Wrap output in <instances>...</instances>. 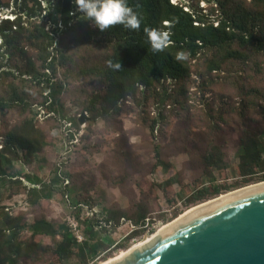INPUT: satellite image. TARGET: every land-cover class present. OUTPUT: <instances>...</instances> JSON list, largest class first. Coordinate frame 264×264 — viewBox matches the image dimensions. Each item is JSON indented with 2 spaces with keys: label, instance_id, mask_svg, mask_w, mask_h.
<instances>
[{
  "label": "trees",
  "instance_id": "16d2710c",
  "mask_svg": "<svg viewBox=\"0 0 264 264\" xmlns=\"http://www.w3.org/2000/svg\"><path fill=\"white\" fill-rule=\"evenodd\" d=\"M13 1L17 6V2H21L20 10H13V19H0V56L21 53V39L34 47L38 56L30 59L25 68L14 65L20 77L2 63L0 69H4L0 74L43 86L48 91L43 104L51 100L49 112L64 113V105L59 98L63 83H55L46 71L51 69L56 74V66L60 65L66 77L97 79L100 82L89 99L80 102L82 110L89 113L93 121L119 114L121 104L129 99L156 104L158 112L150 125L152 131L169 120L167 112L180 116L186 123L200 120L205 128L210 129L203 162L207 175H212L213 169L228 166L226 153L214 143V135L224 129L222 124L228 125L236 118L242 126L237 149L241 173L264 168V87L248 81L253 75L264 74V0H210L207 14L196 9L191 0L175 3L171 0H128L141 20L139 29L129 30L115 25L104 32L84 20L74 0ZM9 6L0 0V8ZM47 25L51 29H46ZM145 29L168 33L169 42L163 51L151 50ZM60 30L66 35L75 34L73 44L87 48L104 46L105 53L93 61L83 56L78 67L75 55L66 48L56 49V53L50 49L53 35ZM180 53L187 58L178 60L176 57ZM116 63H120L121 68L110 66ZM220 76L230 82L227 84L235 89L237 99L229 97L231 100H226L222 94L218 101L201 99L203 105L194 107L192 95L196 91L192 87H196L204 98L206 93L213 92ZM9 88L8 97L0 99L1 111L14 107H19L24 113L28 111L30 105L16 84L12 82ZM3 137L0 139V179L8 180L10 177V183L22 186L21 180L12 179L16 173H8L3 164L30 162L31 157L45 145V136L36 129L31 117L9 129ZM58 170L49 182L38 175L26 176L31 184L28 188L31 204L53 197L55 185L62 180ZM223 187L201 189L197 199L216 195ZM65 190L73 192L75 189L66 186ZM73 202L77 208L80 206L77 199ZM4 208L0 210V264H17L21 255L35 250L53 253L60 261L76 253L80 264H85V251L96 250L88 246V241L78 243L68 226L56 225L45 218L27 225L31 235L24 239L20 218L10 216ZM77 214L79 217L80 209ZM120 216L123 217L122 214ZM113 219L109 215L106 222L111 223ZM145 219L146 215L141 213L135 224L141 221L144 225ZM42 235L53 238L61 235L62 239L55 246L42 245L35 239Z\"/></svg>",
  "mask_w": 264,
  "mask_h": 264
},
{
  "label": "rangeland",
  "instance_id": "374dc122",
  "mask_svg": "<svg viewBox=\"0 0 264 264\" xmlns=\"http://www.w3.org/2000/svg\"><path fill=\"white\" fill-rule=\"evenodd\" d=\"M180 1L184 2L171 0L174 3ZM2 2L10 6L0 8V19H13L15 14L12 12L20 10L21 2H17L18 6L13 0ZM191 3L205 14L211 6L210 0H191ZM49 28L47 25L46 29ZM53 36L50 49L56 53V49L66 48L75 55L78 67L83 56L93 61L106 50L104 46L87 48L73 44L75 34L66 35L63 30ZM21 45V53L0 56V63L6 64L17 75L14 65L25 68L30 59L38 56L37 50L24 39H21ZM37 64L40 61L37 60ZM46 71L55 83H63L59 98L64 105V115L48 111L51 100L43 104V97L48 95L43 86L0 74V99L8 97L9 86L14 82L30 105L25 113L19 107L0 109V139H4L9 129L32 117L46 142L30 162L3 164L8 173H16L12 179L21 180L22 186L10 183V177L8 180L0 179V210L5 207L4 211L10 216L20 218L24 239L31 235L27 225L38 219L64 224L78 243L88 241V246L96 248L94 252L85 251V264H102L134 244L151 239L163 226L201 203L264 181V168L247 171V174H242L239 169L238 134L242 126L236 118L230 120L229 126L222 124L224 129L214 135V143L226 153L228 166L213 169L212 175H207L203 155L210 129L205 128L202 121L186 123L180 116L167 112L169 120L152 131L150 125L158 112L156 104L137 103L133 99L121 104L119 114L93 121L90 114L82 110L80 102L89 99L100 82L97 79L66 77L60 65L56 66V74L51 69ZM249 79V83L264 87V74L253 75ZM217 81L213 92L206 93L204 98L196 87H192L196 91L192 95L194 107L203 105L201 99L218 101L223 95L226 100H231L229 97L237 99L235 89L227 84L229 81L223 76ZM82 113H86L89 119L80 124ZM56 169H59L62 180L55 185L53 197L31 204L28 195L31 184L26 176L38 175L49 182L55 177ZM66 186L75 190L67 192ZM215 186L224 187L216 195L197 199L201 189L212 190ZM73 199L80 203L78 208L73 205ZM79 209L81 214L78 217ZM141 213L146 215L145 224L142 225L141 221L135 224ZM109 215L114 217L111 223L106 222ZM75 223H78L77 227ZM35 239L42 245L55 246L62 236L42 235ZM30 252L21 255L17 264H80L81 261L76 253L60 261L53 253Z\"/></svg>",
  "mask_w": 264,
  "mask_h": 264
},
{
  "label": "water",
  "instance_id": "95a60500",
  "mask_svg": "<svg viewBox=\"0 0 264 264\" xmlns=\"http://www.w3.org/2000/svg\"><path fill=\"white\" fill-rule=\"evenodd\" d=\"M102 264H264V183L189 210Z\"/></svg>",
  "mask_w": 264,
  "mask_h": 264
},
{
  "label": "clouds",
  "instance_id": "9594fccd",
  "mask_svg": "<svg viewBox=\"0 0 264 264\" xmlns=\"http://www.w3.org/2000/svg\"><path fill=\"white\" fill-rule=\"evenodd\" d=\"M74 3L84 20L89 21L101 32L108 31L115 25H122L129 30H138L140 27L141 20L129 6L128 0H74ZM145 33L153 52L163 51L169 42L167 32L145 29ZM176 58L183 60L187 57L184 53H180ZM110 66L115 69L121 68L120 63Z\"/></svg>",
  "mask_w": 264,
  "mask_h": 264
},
{
  "label": "bare ground",
  "instance_id": "6f19581e",
  "mask_svg": "<svg viewBox=\"0 0 264 264\" xmlns=\"http://www.w3.org/2000/svg\"><path fill=\"white\" fill-rule=\"evenodd\" d=\"M260 183H264V182H260ZM260 183H256V184H254V185H257V184H260ZM254 185H251V186H254ZM251 186H247V187H251ZM247 187H244V188H247ZM244 188H242V189H244ZM240 190V189H239ZM237 191V190H236ZM233 192H235V191H233ZM233 192H230V193H227V194H224V195H221V196H219V197H217V198H214V199H210V200H208V201H205V202H203V203H201L200 205H198V206H196V207H194V208H197V207H199V206H201V205H204V204H206V203H209V202H212V201H214V200H217V199H219V198H222V197H224V196H226V195H228V194H231V193H233ZM194 208H192V209H194ZM192 209H190V210H192ZM189 211V210H188ZM187 211V212H188ZM186 213V212H185ZM184 213V214H185ZM178 219V218H177ZM148 240V239H147ZM138 243H141V242H138ZM138 243H136V244H138ZM135 245V244H134ZM132 247V246H131ZM130 247V248H131ZM129 249V248H128ZM127 249V250H128ZM126 250V251H127ZM126 251H124V252H126ZM123 252V253H124ZM123 253H121V254H123ZM121 254H119V255H121ZM119 255H117V256H119ZM116 256V257H117ZM113 258H115V257H113ZM113 258H111V259H113ZM111 259H109V260H111ZM108 261V260H107ZM106 262V261H105ZM104 263V262H103Z\"/></svg>",
  "mask_w": 264,
  "mask_h": 264
},
{
  "label": "built area",
  "instance_id": "2783aa9c",
  "mask_svg": "<svg viewBox=\"0 0 264 264\" xmlns=\"http://www.w3.org/2000/svg\"><path fill=\"white\" fill-rule=\"evenodd\" d=\"M74 221H76V220L74 219ZM77 224H78V223H75V225H74V226H76V227H77Z\"/></svg>",
  "mask_w": 264,
  "mask_h": 264
}]
</instances>
